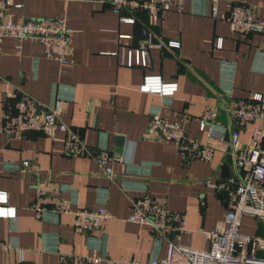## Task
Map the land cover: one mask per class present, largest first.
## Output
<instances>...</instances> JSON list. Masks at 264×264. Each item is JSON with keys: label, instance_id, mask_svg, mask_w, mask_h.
<instances>
[{"label": "crops", "instance_id": "0c3cea01", "mask_svg": "<svg viewBox=\"0 0 264 264\" xmlns=\"http://www.w3.org/2000/svg\"><path fill=\"white\" fill-rule=\"evenodd\" d=\"M11 2L7 12L12 19L65 16L72 33L64 64L44 58L36 41L25 39L18 50L13 38H0V190L16 208V217L0 218V242L22 248L26 262L57 264L60 254L99 247L110 259L103 264L131 259L147 264L164 254V242L150 227L127 220L130 199L147 191L166 198L170 211L184 214L183 229L173 223L168 238L208 248L205 234L228 210L226 192L216 186L238 175L230 156V132L238 130L240 146H247L258 123L238 128L223 109L232 100H249L264 90V31L234 32L227 20L209 15V0H185L182 11L158 16L142 9L123 10L134 22L121 21L101 0ZM18 2L21 6L14 5ZM233 2L247 3L264 17V0H219L218 7L228 11ZM136 22L148 30L139 45L134 42ZM170 39L179 40V46H169ZM147 40L161 43L147 46V65H127L129 53L135 57ZM146 75L176 82L177 90L169 96L142 92L139 86ZM7 90H22L45 105L55 96L64 99L63 121L93 150L102 146L109 151L113 176L91 157L65 155L62 133L54 138L38 131L22 137L5 134L1 116ZM205 107L218 109L215 128L225 130L224 140L208 139L198 129L193 118ZM153 110L171 121L188 114L183 122L187 137L211 147V158L186 160L175 142L148 135ZM22 160L39 165L37 181L14 170ZM54 188L73 206L91 210L104 205L112 217L102 229L85 232L74 227L70 213L45 211L36 216L31 206L38 190ZM240 229L250 236L264 233L259 219L251 216L242 218ZM16 260V253L0 251V262Z\"/></svg>", "mask_w": 264, "mask_h": 264}, {"label": "built area", "instance_id": "2783aa9c", "mask_svg": "<svg viewBox=\"0 0 264 264\" xmlns=\"http://www.w3.org/2000/svg\"><path fill=\"white\" fill-rule=\"evenodd\" d=\"M101 1L107 3L124 22L135 21L133 15L122 14L125 9L128 11L142 9L150 16H158L163 11H182L185 8V0ZM218 1L209 0V15L227 20L234 32L264 31V17L258 16L247 3L233 2L228 11H222L218 7ZM11 3V0H0V38L6 36L13 38L18 50L21 49L23 40L36 41L42 46L44 58L59 64L67 62L71 50L72 28L65 16L14 20L7 12ZM14 5L21 6V3ZM221 43L222 37H218L217 45ZM167 44L179 46V40L170 39ZM150 45L161 46V43L145 41L144 47L136 51L135 57L129 53L127 65L146 66L147 46ZM177 86L176 82L163 83L160 76L146 75L139 90L169 96L177 90ZM5 97L7 102L1 116L2 131L5 134L22 137L27 132L38 131L49 138H54L58 133H62V148L65 155L91 157L107 176H113L114 158L109 151L102 146L93 150L63 121L61 116L66 102L64 99L55 96L50 104L45 105L22 90L17 93L7 90ZM223 110L230 123H235L238 128L258 122L251 130L247 146H240L238 130L230 132V156L238 175L225 179L216 186L218 190L226 192L228 210L222 222L205 234L209 242L208 248L199 249L168 238L166 233L173 228L172 224L176 223V228L182 230L185 218L184 214L168 209L166 198L153 196L147 191L131 198V210L127 220L150 227L160 242H164V254L161 257H151L147 264H264V233L262 236H250L240 229L242 218L251 216L259 219L264 232V90L253 93L249 100H232ZM218 114L216 107H205L193 119L197 122L198 129L205 132L208 139L222 141L225 138V130L215 128ZM189 117L188 114H183L180 119L171 121L161 116L158 110H153L150 112L146 133L175 142L186 160L193 158L209 160L212 156L211 147L199 139L187 137L183 122ZM14 170L21 176H32L37 181L40 167L36 162L22 160ZM7 199V193L0 190V218L16 217V208L9 206ZM73 205L70 200L60 195L58 188H54L49 192L39 189L31 207L38 217L45 211L55 214L70 213L73 215L74 227L85 232L102 229L104 223L112 217L104 205L91 210ZM46 206H50V209ZM0 251L16 253V264H40L26 262L22 248L11 241L0 242ZM257 251L263 254L259 256L256 254ZM109 261L106 253L101 252L99 247H91L86 253L60 254L57 264H103ZM119 262L142 264L136 259ZM0 264L11 263L3 261Z\"/></svg>", "mask_w": 264, "mask_h": 264}, {"label": "water", "instance_id": "95a60500", "mask_svg": "<svg viewBox=\"0 0 264 264\" xmlns=\"http://www.w3.org/2000/svg\"><path fill=\"white\" fill-rule=\"evenodd\" d=\"M148 30L141 23H135V31H134V42L136 45H139L140 41L146 39L148 36Z\"/></svg>", "mask_w": 264, "mask_h": 264}]
</instances>
